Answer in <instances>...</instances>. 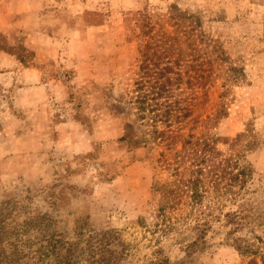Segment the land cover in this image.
Returning <instances> with one entry per match:
<instances>
[{"label":"rangeland","instance_id":"374dc122","mask_svg":"<svg viewBox=\"0 0 264 264\" xmlns=\"http://www.w3.org/2000/svg\"><path fill=\"white\" fill-rule=\"evenodd\" d=\"M139 12L148 35H177L176 94L191 113L176 130L209 137L200 162L137 120ZM200 31L244 67L218 120L227 67ZM263 32L264 0H0V223L15 264H261L235 240L251 235L245 215L264 212ZM193 177L206 188L196 204Z\"/></svg>","mask_w":264,"mask_h":264},{"label":"trees","instance_id":"16d2710c","mask_svg":"<svg viewBox=\"0 0 264 264\" xmlns=\"http://www.w3.org/2000/svg\"><path fill=\"white\" fill-rule=\"evenodd\" d=\"M173 8L177 10L179 15H185V12L177 9L176 6H173ZM193 16L198 20V23L201 22L202 16L200 12L195 13ZM138 20H141L140 26L143 36L139 44L141 58L139 59V73L134 79L132 84L133 89L130 91L132 94L131 103L135 105L137 112V120L141 125L145 123L148 128L150 127L149 131L153 134V138H160L166 145L170 146L179 138L178 140L182 141V147L185 150L187 149V157L190 156L193 162L199 161V154L201 155L202 151L206 149L209 137L200 139L193 133L184 137L176 130V125L191 113L188 105H181L176 94L181 84V73L180 70L176 71L175 67L173 68L171 65L174 61H171L172 55L170 53L173 51L174 45L178 44L175 37L177 35H169L163 32L159 37L150 36L148 34L151 33V29L153 28L151 24L152 18L147 14L139 12ZM171 26L174 27L175 25L172 24ZM174 28L177 29L178 25ZM200 34L201 42H211L209 44L210 48L216 52L214 60L219 61V66L227 67L221 77V87L223 90L219 93V102L214 114V119L218 120L228 115L227 104L230 101L231 88L246 80L244 67L237 65L232 60L219 38L212 39L211 34V37L209 35L206 36L201 31ZM19 60L22 61L21 58ZM173 74L176 75L173 76ZM160 127L162 128L160 129ZM211 138L210 142L213 144L226 140V137L217 135L216 133H213ZM247 147H251V144H247ZM234 165L236 166L234 168L237 169L234 177L242 176L243 179L248 176L249 169L245 170L242 168L238 161ZM192 172L194 171L190 173ZM183 185L190 191V198L195 204L203 199L206 188L202 177L185 179ZM225 215L227 217L226 223L238 224L240 216L236 212H227ZM28 218L29 216L23 220L26 230L36 224L29 222L32 218L35 220V217H30L29 220ZM243 219L246 221L245 224L249 226L251 235L245 239L235 240V249L245 257L259 256L261 264H264V229H262L264 227V212L245 215ZM6 227L5 224L0 223V264H15V259L18 256L15 254L16 252L10 249V246L13 248L15 244L9 237L11 236L9 228ZM205 230L204 227L198 226L197 238L192 241V245L198 244L199 241H204Z\"/></svg>","mask_w":264,"mask_h":264}]
</instances>
